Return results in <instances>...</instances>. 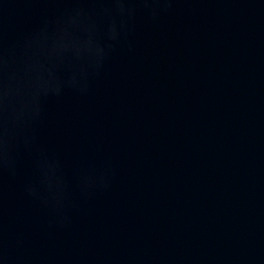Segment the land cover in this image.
<instances>
[{
	"label": "water",
	"instance_id": "1",
	"mask_svg": "<svg viewBox=\"0 0 264 264\" xmlns=\"http://www.w3.org/2000/svg\"><path fill=\"white\" fill-rule=\"evenodd\" d=\"M0 264H264V0H0Z\"/></svg>",
	"mask_w": 264,
	"mask_h": 264
}]
</instances>
